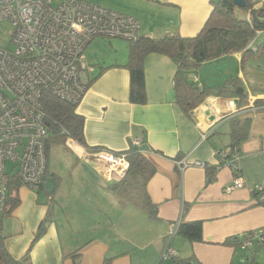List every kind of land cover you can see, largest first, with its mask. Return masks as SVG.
<instances>
[{
  "label": "crops",
  "instance_id": "crops-1",
  "mask_svg": "<svg viewBox=\"0 0 264 264\" xmlns=\"http://www.w3.org/2000/svg\"><path fill=\"white\" fill-rule=\"evenodd\" d=\"M82 1L135 18L142 37L158 40L195 37L217 0ZM255 1L256 8L264 3ZM105 40L94 38L84 51L87 70L82 79L87 90L75 112L84 121L85 146L71 140L50 143L46 159V179L54 180L50 194L44 186L38 192L18 187L19 202L1 221L10 256L22 264H174L175 259L162 256L169 247L178 259H193L190 263L256 264L264 247L251 252L224 242L264 227V207L256 205L248 191L255 185L264 188V106H253L256 100L264 101L263 59L253 56L242 64L241 53H234L201 64L188 75L191 83L216 88L236 77L248 104L239 108L236 98L212 95L186 115L175 98L174 61L159 54L144 59L146 102L136 105L129 99L130 73L125 67L130 44ZM207 69L215 70L217 79L209 77ZM232 117L249 119L250 128L239 147L244 187L226 193L224 188L234 177L230 169L211 170L212 180L207 182L206 169H179L178 163L186 159L216 167L217 153L230 144ZM136 141H141L139 148L155 170L146 186L157 209L155 218L109 189L119 182L102 179L104 165L94 155L98 150L124 155ZM94 186L100 198L89 201L88 191ZM87 206L90 217L103 218L98 226L79 223L76 214ZM191 222L202 223L201 242L169 237L171 226ZM41 226L45 231L36 238ZM88 231L94 232L89 239H78Z\"/></svg>",
  "mask_w": 264,
  "mask_h": 264
},
{
  "label": "built area",
  "instance_id": "built-area-1",
  "mask_svg": "<svg viewBox=\"0 0 264 264\" xmlns=\"http://www.w3.org/2000/svg\"><path fill=\"white\" fill-rule=\"evenodd\" d=\"M54 1L0 0V21L9 22L12 28L10 47L0 49V215L11 178L35 192L44 186L48 132L43 95L78 106L87 90L82 79L87 70V45L97 37L134 44L142 36L139 22L133 17L82 0ZM140 144L136 141L132 146ZM228 153L227 149L220 150L215 165L230 169L234 175L224 188L226 193L244 187L238 168L240 157L232 164L225 161ZM94 155L104 165L100 174L106 183L123 180L129 167L125 154L98 150ZM189 166L205 169L207 165L186 159L178 163L179 169ZM248 191L263 204V187L255 185ZM175 230L176 226L170 227V238ZM236 241L243 251L264 247V227L241 233ZM162 256L177 258L169 247Z\"/></svg>",
  "mask_w": 264,
  "mask_h": 264
},
{
  "label": "trees",
  "instance_id": "trees-1",
  "mask_svg": "<svg viewBox=\"0 0 264 264\" xmlns=\"http://www.w3.org/2000/svg\"><path fill=\"white\" fill-rule=\"evenodd\" d=\"M244 7L237 8L233 0H217L212 5V11L201 31L193 38H182L178 35L166 36L158 40L140 37L139 40L130 44L129 59L125 66L130 73L129 99L136 105L146 102L145 78L143 61L150 54H159L168 57L177 65L173 79L176 102L188 115L195 110L209 96L236 98L239 108L248 104V95L241 80L236 77L226 80L216 88H199L188 79V75L196 72L198 67L206 62H211L229 54L241 53V62L249 57H259L264 61V42L255 48L251 42L258 33L264 32V3L259 8L255 0H243ZM241 12L243 19L238 18L236 12ZM45 113V125L48 132L45 141V151L51 142H64L71 140L85 146L83 136V118L76 114L77 106L60 101L51 95L45 94L41 99ZM254 107L264 106L263 100H256ZM230 144L224 150H229L225 159L235 164L239 155V147L249 134L250 120L232 117L229 121ZM129 163L128 170L123 180L115 183L109 189L121 199L145 210L149 217H156V207L150 203L146 193V186L155 173L153 166L143 156L139 147L130 146L125 152ZM208 171L207 182L212 180L211 170L217 167L205 168ZM240 171V169H239ZM241 172V171H240ZM47 176V167H46ZM14 179V178H12ZM46 177L44 178V180ZM13 181V180H12ZM20 185L9 181L5 207L0 215V264H22L15 261L5 247V235L2 231L1 221L9 216L18 204L17 190ZM43 188V186L41 187ZM256 199V195H253ZM256 205L263 206L255 200ZM45 231L41 226L36 238ZM175 235L185 238L190 243L202 241V223H180L176 225ZM226 246L238 248L236 238L224 242ZM193 259L180 260L176 258L175 264H191ZM247 264V263H246ZM248 264H253L250 261Z\"/></svg>",
  "mask_w": 264,
  "mask_h": 264
},
{
  "label": "rangeland",
  "instance_id": "rangeland-1",
  "mask_svg": "<svg viewBox=\"0 0 264 264\" xmlns=\"http://www.w3.org/2000/svg\"><path fill=\"white\" fill-rule=\"evenodd\" d=\"M59 0H55L54 4H56ZM237 17L243 19L244 15L237 11L236 12ZM11 32H12V28L9 22L7 21H0V49H6L10 47V38H11ZM105 42H112V40H105ZM264 42V33L260 34L258 33V35H256L255 39L251 42V47L257 44H262ZM214 67V66H213ZM206 71V70H205ZM209 77L211 78H216L217 79V73L215 72V70H211V69H207V71L205 72ZM7 168H10V165H7ZM90 186V184H89ZM93 186V185H92ZM98 186V185H96ZM94 186V187H90L89 189V193H88V198L89 201L93 200V199H98L100 198L99 196V189ZM84 211L87 212L86 216L84 215ZM91 210H90V206L87 207H81L80 208V213L76 214V217L80 220L79 223L80 224H87L86 222L88 221L87 225H96L98 226L99 224L102 223L103 218L101 216H98L97 214L93 215L90 217ZM144 215L149 216L148 213L143 210ZM94 232L88 231V233L85 234H81L78 236V239H84L87 240L89 239L92 234ZM263 253L259 256L258 260L256 261V264H264V250L262 251ZM241 256H243V254H241Z\"/></svg>",
  "mask_w": 264,
  "mask_h": 264
},
{
  "label": "water",
  "instance_id": "water-1",
  "mask_svg": "<svg viewBox=\"0 0 264 264\" xmlns=\"http://www.w3.org/2000/svg\"><path fill=\"white\" fill-rule=\"evenodd\" d=\"M233 3L237 8H243L244 7V1L243 0H233ZM235 103H236V101H235ZM44 188L46 189L48 194H50L54 188V180L52 178L45 179ZM191 264H196V262H193Z\"/></svg>",
  "mask_w": 264,
  "mask_h": 264
}]
</instances>
